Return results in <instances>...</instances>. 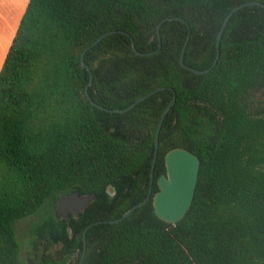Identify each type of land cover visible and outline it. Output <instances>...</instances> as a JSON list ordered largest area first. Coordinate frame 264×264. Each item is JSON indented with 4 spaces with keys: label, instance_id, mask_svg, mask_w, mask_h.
Here are the masks:
<instances>
[{
    "label": "trees",
    "instance_id": "obj_1",
    "mask_svg": "<svg viewBox=\"0 0 264 264\" xmlns=\"http://www.w3.org/2000/svg\"><path fill=\"white\" fill-rule=\"evenodd\" d=\"M248 1L214 67L187 68L212 65ZM174 95L150 198L105 222L146 198ZM175 147L200 165L172 224L152 195ZM72 191L96 199L67 222ZM87 226L82 264H264V0H28L0 67V264H78Z\"/></svg>",
    "mask_w": 264,
    "mask_h": 264
},
{
    "label": "water",
    "instance_id": "obj_2",
    "mask_svg": "<svg viewBox=\"0 0 264 264\" xmlns=\"http://www.w3.org/2000/svg\"><path fill=\"white\" fill-rule=\"evenodd\" d=\"M252 4H258V2L248 1L244 3H240L228 11L216 35L217 55L210 67L206 69H196L192 67H187V68L191 69L192 71L198 74H203L205 72H208L211 68H213L219 57V46H220L222 33L230 17L235 11H237L241 7ZM173 18H179V17H167L164 20H171ZM161 22L157 25L158 36L160 35ZM111 32L113 31H106L102 33L94 42L90 44V47L94 46L102 38H104L106 35H108ZM188 38L189 35L186 38L184 47L180 55V63L183 66H185L183 62V58H184V50L186 48ZM131 45L133 50L140 55L154 53L158 51L160 48L159 45L156 51L144 53L137 50L133 40L131 41ZM81 66L88 70L90 75L88 84H91L92 72L90 70V67L86 64L84 60L83 53L81 55ZM162 88L164 87H157L147 92L146 94L136 99L129 106L122 109H115V112H125L129 110L130 108L134 107L137 103H139L140 101L144 100L145 98L154 94L155 92H157ZM174 101H175V95L173 96L169 104L162 111L157 124L156 132H155V150L153 154L151 171H150V186L146 198L143 199L142 201H139L132 207H130L127 211H125L121 215V217L117 219L105 220V222L113 223L119 221L120 219L129 215L137 207L142 206L150 198L152 192L153 177H154V166L157 158L159 131L162 122L164 120V117L167 114V112L170 110ZM91 103L93 105H97L92 100ZM97 106L101 107L99 105ZM164 163H165V172L161 173L156 179V185L158 189L152 195V205H153L154 213L159 219L174 224L180 221L185 216L188 208L192 203L196 184H197V179H198L200 160L197 155H195L193 152L189 151L188 149L183 147H175L166 152L164 156ZM95 199H96V195L92 193L80 194L79 192L72 191L67 194H61L57 199L56 210L61 218L66 219V221L69 222L71 215L76 218L78 216V213L83 212L86 209V207ZM98 222L101 221H96L95 223ZM88 227L89 226H87L82 233V253L78 264H82L84 260L86 246H87L86 232Z\"/></svg>",
    "mask_w": 264,
    "mask_h": 264
},
{
    "label": "rangeland",
    "instance_id": "obj_3",
    "mask_svg": "<svg viewBox=\"0 0 264 264\" xmlns=\"http://www.w3.org/2000/svg\"><path fill=\"white\" fill-rule=\"evenodd\" d=\"M21 2V4H20ZM27 2L28 0H17V6H20L21 5V11H20V15L19 17L17 18V21L16 19L14 20L13 24L9 26V31H10V35L9 34V31L7 33H0V67L2 65V62H3V59L5 57V54L8 50V47L11 43V40H12V37L16 31V28L18 26V23H19V19L21 18L22 14H23V11L25 10V7L27 5ZM8 3V1H7ZM8 5H3L2 2H0V19L2 17V15L5 13V11H7V8L6 7ZM20 8V7H19ZM18 13V12H17ZM14 24H16V28L14 27ZM12 26V27H11ZM11 27V29H10ZM37 218V215H33V216H30V217H27V218H24V219H20V220H17L15 222V230H16V233H17V237L18 239L23 242V239L25 237V231L27 229V226L28 224L35 220Z\"/></svg>",
    "mask_w": 264,
    "mask_h": 264
},
{
    "label": "crops",
    "instance_id": "obj_4",
    "mask_svg": "<svg viewBox=\"0 0 264 264\" xmlns=\"http://www.w3.org/2000/svg\"><path fill=\"white\" fill-rule=\"evenodd\" d=\"M7 1H8V3H7ZM0 2H2L3 5H8V6H6V7H8L7 11H5V13L2 15V17L0 19V33L5 34L9 31V26L13 24L14 20L16 19V21H17V18L19 17L20 11H21V5L17 6V0H0ZM20 4H21V2H20ZM11 27H10V29H11ZM14 27L16 28V24H14ZM9 34H10V31H9ZM10 35H12V34H10Z\"/></svg>",
    "mask_w": 264,
    "mask_h": 264
}]
</instances>
